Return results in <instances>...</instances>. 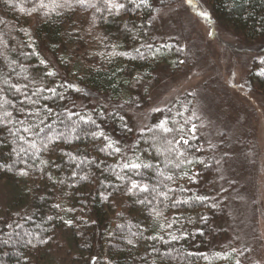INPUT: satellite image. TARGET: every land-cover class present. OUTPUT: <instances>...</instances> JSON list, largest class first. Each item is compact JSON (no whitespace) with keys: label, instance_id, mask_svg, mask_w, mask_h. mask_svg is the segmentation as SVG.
I'll return each instance as SVG.
<instances>
[{"label":"trees","instance_id":"16d2710c","mask_svg":"<svg viewBox=\"0 0 264 264\" xmlns=\"http://www.w3.org/2000/svg\"><path fill=\"white\" fill-rule=\"evenodd\" d=\"M115 2L126 8L109 11L104 0H88L87 7L78 0H56L59 7L43 0L45 8L39 6L41 0H0V180L21 179L25 198L19 211L0 213V264H244L215 244L223 236L225 201L213 196L211 188L214 153L219 151H205L188 131L190 106L184 111L179 105L169 107L152 114L139 132L131 129L129 114L147 105V85L158 64H177L178 44L160 39L155 28L160 9L168 3L147 0V6L136 7L129 0ZM205 2L211 18L236 39L247 45L264 43V0ZM48 71L56 75L49 77ZM248 80L264 87V58L253 63ZM53 87L64 99L52 97L47 89ZM34 92H39L37 107L47 104L53 114L44 115L43 131L25 133L19 124L24 119L20 101L22 93L36 100ZM5 111L12 116L5 117ZM69 111L91 116L99 129L79 116L69 120ZM161 120L182 127L189 138L188 146H178L187 156L183 164L154 142L153 137L164 135L156 127ZM89 129L103 130L121 151H100L107 141L85 135ZM172 135L179 138L176 133L169 138ZM125 162L151 167L129 171L122 168ZM161 171L175 174L174 180L158 175ZM133 180L149 191H129ZM169 187L175 190L169 193L171 200L161 203L152 189ZM197 196L207 199L199 202ZM116 199L127 214L115 211ZM172 200L188 203L173 208ZM177 217L171 229H160ZM64 227L71 231L78 257L67 253L63 260H46V249ZM169 232L187 238L165 243ZM153 236L164 240L150 239Z\"/></svg>","mask_w":264,"mask_h":264},{"label":"rangeland","instance_id":"374dc122","mask_svg":"<svg viewBox=\"0 0 264 264\" xmlns=\"http://www.w3.org/2000/svg\"><path fill=\"white\" fill-rule=\"evenodd\" d=\"M163 2L168 4L156 17V31L181 50L177 64H158L147 85V105L129 114L132 132L143 129L154 113L190 106L191 128L203 149L219 151L211 188L225 201L223 236L215 244L244 264H264V87L248 80L253 63L264 58V43L236 39L211 18L205 0ZM23 183L0 180V213L25 206ZM113 208L128 212L119 199ZM58 233L45 259L78 257L69 228Z\"/></svg>","mask_w":264,"mask_h":264},{"label":"snow or ice","instance_id":"6c2138e0","mask_svg":"<svg viewBox=\"0 0 264 264\" xmlns=\"http://www.w3.org/2000/svg\"><path fill=\"white\" fill-rule=\"evenodd\" d=\"M4 2L6 4H8V3H10V0H4ZM51 2L56 7L61 6L58 3H56V0H51ZM65 2H67V0H65ZM104 2L108 6L109 11L115 9V11L117 13H119V11L121 9L126 8L125 4L116 3L115 0H104ZM78 3L82 7L89 6L88 0H78ZM129 3L135 4L136 7H140L141 5L147 6V0H139V3H136V0H129ZM189 3H191V0H189ZM39 6L41 8L48 7V5L43 3V0H41V3H40ZM91 6H94V5H91ZM200 15H202L205 19H207V15L208 14L206 12H202V13H200ZM137 51H139V50L137 49ZM121 55H123V54H121ZM40 63L41 64H45V61L41 60ZM46 75L49 76V77H52V76H55L56 73L52 72V71H48L46 73ZM61 86L72 87V85H61ZM15 91L16 92H20L21 90L19 88H16ZM47 91L51 93L52 97H58L61 100L64 99L63 94L59 93L57 91L56 87L49 88V89H47ZM22 94L24 95V100L20 101L21 108H20V111H19V115H22L24 117V119L19 120V124L21 125V129H22L23 132L28 133V132H31L33 130V128H35V129L38 130V133H39L40 131H43V128L41 127V125L45 124V120L43 118L44 115L51 116L53 114V109L50 106H48L47 104L40 105V106L37 107L38 101H39V92H34L33 93L34 96H37L36 100L31 99V97H29L27 93H22ZM5 103H8V101H5ZM25 105H32L33 107H31V108L24 107ZM12 106H13V108L16 107L15 104H13ZM0 107H3V105H0ZM4 116L5 117H11L12 113L8 112V111H5L4 112ZM73 116H79L80 121H82L86 125H88V124L95 125L96 129H99V127H100L98 124H96V121L93 120L91 116H84V115H81L78 112L69 111L67 118L69 120H71ZM36 121H39V123H36ZM11 123H12L11 120L7 121V123L5 124V127H7V125L11 124ZM26 123L29 124L30 126L25 127L24 125ZM47 127L49 128V130L52 129V125L51 124L47 125ZM76 127H79V125L77 124V125L74 126V128H73L74 131H75ZM156 127L164 135H162L160 137H153L154 142L155 143H159V144H161V146L165 147L167 153H169V154L175 153L176 154V158L179 160L180 164H183L187 160V156H186V153L184 151H182L181 148L178 147V146L179 145L188 146L190 144L189 138L184 134V129L182 127H180V128L169 127L168 126V121H166V120H161ZM125 128H126L127 131H131V129L127 128V126H125ZM19 130L20 129H18V131ZM188 131L192 132L193 135H194L195 127L193 126ZM173 133L178 134L179 138L177 139L175 135H172L171 138H169L170 134H173ZM84 134L85 135H91L92 138H94V139L103 138L104 140H106L107 143H106L105 147L100 149V151H102V152L111 150L113 153H117L118 154L121 151L119 147L115 146L116 142L112 141L109 137H107L105 135V133L103 132V130L97 131V130L89 129L88 131H85ZM13 135H15V133H13ZM21 141L22 142H29L30 146L32 148L36 147V145L34 143H31L30 138L27 141H25V138L21 137ZM46 147H47V145H46ZM65 155H69L72 160H75V156H72L69 153H65ZM137 159H139V158H137ZM187 162L191 163V161H187ZM89 163H91V161ZM180 164L175 165V167H179ZM141 167L148 168V167H151V165L137 163V162H125L122 165L123 169H127L129 171L138 170ZM137 174H139V173H137ZM158 175L165 176V179H167V180H174V178H175V174L165 175V173L162 172V171L159 172ZM117 178L118 179H123V177H119V176ZM82 179H83V177H82ZM132 189H139V191H141V192H148L149 191V188H148L147 185H140L135 180H133L131 182V188L129 189V191H131ZM185 190L186 189L181 188V191H185ZM174 191L175 190L170 188V187L167 189V191H158L156 188L152 189V192L156 193V196L162 197L161 203H164V201L171 200V198L169 196V193H173ZM153 198H156V197L154 196ZM205 199H207V198L204 197V196H197L196 197V200L199 201V202H203ZM141 203H144V201H141ZM184 203H188V201L172 200L171 201V207L175 208V207H177V205L184 204ZM168 206H169L168 204H165V207H168ZM57 207H59V206L57 205ZM155 215L159 216V215H161V213L160 212H156ZM178 219H179L178 217L174 218L167 225L161 224L160 225V229L162 231L165 230V228L171 229L173 227V225L177 223ZM201 219H206V217H201ZM67 223H71V221H67ZM202 234L203 233H201V235ZM168 235H169L170 239L168 241H165V243H172L174 241H178L179 239H186L187 238V234H185V233H181L180 236H177L174 232H169ZM150 239L163 241L164 237L163 236H153V237H150Z\"/></svg>","mask_w":264,"mask_h":264}]
</instances>
